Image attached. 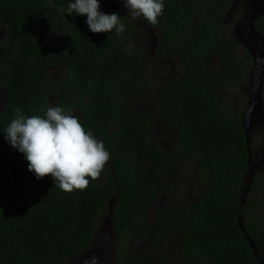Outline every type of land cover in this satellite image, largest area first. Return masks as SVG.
<instances>
[{"label":"trees","instance_id":"16d2710c","mask_svg":"<svg viewBox=\"0 0 264 264\" xmlns=\"http://www.w3.org/2000/svg\"><path fill=\"white\" fill-rule=\"evenodd\" d=\"M231 1L164 0L158 24L141 18L162 34L157 51L185 69L179 82L154 89L153 117L119 103L127 98L130 66L134 91L145 76L141 47L132 42L136 21L120 18L128 30L119 36L115 30L96 34L86 15L67 14L71 0H0V70L7 72L0 77L7 95L0 111V264H65L89 244L101 209L112 200L115 264H151L155 257L167 264V231L180 235L178 264H264L263 203L254 199L264 177L247 181L244 127L224 114L214 91L253 68L250 50L231 44L224 32ZM253 25L264 38V18ZM41 29L45 39L39 40ZM55 65L64 67L60 81L46 75ZM262 80L264 99V72ZM50 95L66 113L78 109L84 129L104 143L112 169H103L104 182L62 191L50 175L38 180L24 154L5 139L17 107L26 117L44 116ZM155 120L175 130L176 155L198 164L201 187L194 202L158 211L155 223L145 225L166 168L161 150L148 139ZM137 236L149 240L145 254L127 257Z\"/></svg>","mask_w":264,"mask_h":264},{"label":"rangeland","instance_id":"374dc122","mask_svg":"<svg viewBox=\"0 0 264 264\" xmlns=\"http://www.w3.org/2000/svg\"><path fill=\"white\" fill-rule=\"evenodd\" d=\"M245 0H233V3L228 11L225 19L224 32L231 44H241L247 47L250 43L248 41L249 34L248 29L241 27V17L244 13ZM249 3V2H248ZM99 10L106 14L115 13L118 16L129 14L128 9L125 7V0H99ZM250 14H260L264 18V5H249ZM130 15V14H129ZM241 15V16H240ZM251 16L246 15V20H249ZM137 22L136 35L133 38V42L138 44L141 48L143 58L146 61V69L144 73V88L145 92L139 94V98H132L133 111L138 113H148L151 116H156V110L154 103L156 98L154 96V89L158 85L176 83L181 80L185 73L175 59L164 55L162 52H158V48L155 42L158 40V33L149 27L143 26L140 28L142 22ZM135 22V24H136ZM142 29V30H141ZM3 31L0 30V39H2ZM44 29H41L37 35L39 40L45 39ZM152 39H154L152 41ZM133 43V44H134ZM260 47L259 45H257ZM128 47V44H127ZM255 47L256 59H262L263 56L260 48ZM239 50V48H235ZM264 51V50H263ZM262 51V52H263ZM255 57V56H254ZM258 60V61H259ZM6 74V70H0V77ZM62 71L60 67L52 68L49 70L48 76L53 79L61 77ZM252 71L242 78L233 83H226L223 86L215 87L216 98H220L224 114L231 120L240 121L242 127H246L245 114L247 109L252 106V112L249 117L247 126V138L249 143V174L246 178L249 182L251 177L256 174H260L264 177V106H263V89L261 80V91L259 97L250 103L252 97ZM126 83L129 86L132 82V78H127ZM126 86V87H127ZM128 88V87H127ZM3 92L0 89V111L4 98ZM262 96V97H261ZM145 97V98H141ZM125 100V101H124ZM129 100V99H128ZM126 102V103H125ZM127 98H119V103L126 107ZM154 102V103H153ZM76 116V114H73ZM152 127L148 129V139L151 140L160 150L162 156V163L166 166L163 174L160 178V191L156 194V200L152 208L145 216V225H150L155 219L156 212L163 210L173 209L176 211L179 207H184L194 202L199 194L201 184L198 180V164L194 161H190L186 158L180 159L176 155V132L166 122L155 120L152 123ZM243 128V129H244ZM178 160V161H177ZM105 170L108 174H111L110 165L107 162ZM105 175H100L96 180L102 183L106 180ZM169 186H173L169 188ZM257 202L263 203L260 208V218L264 224V187L260 185L254 196ZM245 201V195L242 197L241 204ZM109 208L105 206L101 209L97 222L95 225L93 238L89 245L84 248L77 256L72 257L65 264H82L86 259L95 256L98 261L92 264H115V238L116 234L113 231L108 220ZM167 246L166 256L167 264H178L180 255L182 254V245L180 237L175 233L166 232ZM147 240L139 236L133 239L130 249L127 250V257H143L144 248ZM127 264V261L124 262ZM152 264H158L154 259Z\"/></svg>","mask_w":264,"mask_h":264},{"label":"clouds","instance_id":"9594fccd","mask_svg":"<svg viewBox=\"0 0 264 264\" xmlns=\"http://www.w3.org/2000/svg\"><path fill=\"white\" fill-rule=\"evenodd\" d=\"M125 7L133 19L143 17L154 26L163 15L164 0H125ZM99 8V0H71L66 12L86 15V24L92 33L115 30L117 36L121 35L125 25L120 16L103 13ZM58 11L64 13L65 9L60 7ZM14 112V118L4 130L5 139L24 154L28 170L38 180L50 175L55 186L71 193L86 190L90 180L100 177L110 154L102 141L84 129L71 110L66 113L59 106H49L44 116L30 117L24 116L18 107Z\"/></svg>","mask_w":264,"mask_h":264},{"label":"flooded vegetation","instance_id":"af4514ba","mask_svg":"<svg viewBox=\"0 0 264 264\" xmlns=\"http://www.w3.org/2000/svg\"><path fill=\"white\" fill-rule=\"evenodd\" d=\"M260 2V3H262V4H264V0H245V3H244V5L242 6V8L244 7V13L245 14H243L242 15V17H241V19H242V21H240L239 20V22H241V26H240V28L241 27H245V28H248V25H246L245 26V24H246V22L248 21V19L246 20V15H248V16H251V14H250V11L249 10H247V9H249V5L251 6L252 4H253V2ZM249 2V3H248ZM232 3H233V0L231 1V5H232ZM227 14H228V12H227ZM227 14H226V17H227ZM258 14V13H257ZM125 18H127L128 20H132V21H138L139 23L140 22H142L141 21V18H143V17H139V18H136V19H133L132 18V16L131 15H129V14H126L125 16H124ZM119 18H123V15H120V17ZM252 18V17H251ZM260 18H262L261 17V15L260 14H258L257 15V18L255 19V20H253V24L258 20V19H260ZM249 19H250V17H249ZM253 19V18H252ZM124 21V19H122L121 20V23ZM141 26H143V29H144V27L145 26H147L148 27V30H149V26L148 25H145V24H143L142 23V25L140 24V28H141ZM135 27H136V30H137V24L135 25ZM151 28V27H150ZM125 29H126V27H125ZM152 30H154L153 28H151ZM128 29H126V31H127ZM130 30V29H129ZM142 30V29H141ZM125 31V32H126ZM155 32H157L158 33V35H159V37H158V40H157V42H155L154 41V43H156V45H157V47H158V44H159V42H160V38L162 37V34L160 33V32H158V31H156V30H154ZM125 32H124V34H125ZM123 34V33H122ZM248 34H249V39H248V41H250V43L251 44H249L248 46H247V48L250 50V52L252 53V56L254 57L255 56V58H256V50H255V47H258L257 45H259L260 47H258V48H262L261 50H257L258 52H261V54L264 56V43L262 44L261 43V41H258V40H256L255 38L256 37H254L253 36V34H250L249 32H248ZM136 35V33H135V31H134V33H133V38H134V36ZM257 39H259V38H257ZM154 39H152V41H153ZM132 42H133V40H132ZM134 43V42H133ZM128 44V43H127ZM127 44H125V47H126V49L127 50H129V52L130 53H133L130 49L132 48L131 46V43H129L128 44V47H127ZM141 48H142V46H141ZM263 51V52H262ZM262 56V57H263ZM261 57V58H262ZM175 61L179 64V62L175 59ZM257 61H256V59H254V63H256ZM257 65V64H256ZM145 66L146 65H144V70H145ZM179 66L183 69V72L185 73V69L183 68V66L182 65H180L179 64ZM57 67H60V69H61V71H62V74H61V77L60 78H58V79H54V80H57V81H60L63 77H64V75H65V71H64V67H63V65H55V66H51V67H49L47 70H46V75H48L49 74V70H51L52 68H57ZM131 67V69H129L130 70V72H131V75H132V82H131V84L128 86V92H127V101H128V103H130V108H131V110H133L134 109V107H133V105H132V98H139V94H137L138 92H139V89H140V87H142V88H144V82H142V83H139L140 85H139V87L136 89V91H134L135 89H134V83H135V79H134V72H133V66H130ZM255 67H257V66H255ZM255 67L253 68L254 70L252 71V69H251V71H252V77H251V79H252V82L254 81V77L256 76V73H257V70H255ZM7 74V73H6ZM3 75H4V73H3ZM253 75H255V76H253ZM52 77V76H51ZM54 78V77H53ZM52 78V79H53ZM117 80V79H116ZM114 80L113 81V83L116 85L117 84V81L118 82H121V81H119V80ZM0 89L2 90V92H3V96L1 97V98H7V95H6V93H5V91L2 89V87L0 86ZM262 97V96H261ZM49 104H50V106H54V104H55V102L57 101V96L56 95H50L49 97ZM141 98H145V97H141ZM153 98H155V96H153ZM252 98L254 99V98H257V97H255L254 95L251 97V100H252ZM129 99V100H128ZM4 101V100H3ZM72 114H76V117H78V119H79V114H80V112H79V110L78 109H73L72 110ZM113 131V129L112 128H109L107 131H106V134H108V133H111ZM96 139H98L97 137H96ZM99 140V139H98ZM108 163H109V165H111L110 164V161H108ZM110 169H111V166H110ZM111 173H112V169H111ZM140 195H143V191H140ZM156 200V199H155ZM113 200L112 201H109L108 203H107V207L109 208V211H108V220H109V224L111 225V227H112V229H113V231H114V228H113V223L111 222V213H112V209H113ZM154 203H155V201L151 204V206H150V208H152L153 207V205H154ZM150 208L147 210V212L145 213V216H146V214L149 212V210H150ZM160 212H163V210H160ZM157 213V212H156ZM153 223H155V219H154V221L152 222V223H150V225H152ZM115 232V231H114ZM170 233H175V232H170ZM115 234H116V232H115ZM175 234H177V233H175ZM179 237H180V235L179 234H177ZM93 238V237H92ZM116 239V238H115ZM144 239H146L147 240V243H148V238H144ZM92 240V239H91ZM133 241V240H132ZM132 241H131V243H132ZM91 242V241H90ZM89 242V243H90ZM181 242V241H180ZM131 243H130V246H131ZM146 243V244H147ZM165 247L167 246V239H165ZM89 245V244H88ZM87 245V246H88ZM181 245H182V243H181ZM86 246V247H87ZM85 247V248H86ZM83 250V249H82ZM81 250V251H82ZM80 251V252H81ZM79 252V253H80ZM78 253V254H79ZM77 254V255H78ZM144 254H145V248H144ZM77 255H75V256H77ZM74 256V257H75ZM96 256V255H95ZM95 256H92V257H90L89 259H86V261H84L82 264H92L91 262H92V260H93V258H96ZM181 256V255H180ZM154 259H156L157 260V262H159V260L155 257ZM154 259H152V263H153V261H154ZM98 261V259L96 258V261L95 262H97ZM148 261H150V259L148 258ZM94 262V263H95ZM115 262H116V260H115ZM151 263V264H152Z\"/></svg>","mask_w":264,"mask_h":264},{"label":"water","instance_id":"95a60500","mask_svg":"<svg viewBox=\"0 0 264 264\" xmlns=\"http://www.w3.org/2000/svg\"><path fill=\"white\" fill-rule=\"evenodd\" d=\"M253 5H264V4L256 1V2H253V4L251 6H253ZM251 15H252L253 19L250 18L246 22L245 26L248 25L247 29H248L249 33L253 34V36L256 37L255 39L258 40V41H261V43L263 44L264 43L263 36L259 32H257L255 30L254 25H253V20H255L256 17H253L254 14H251ZM255 15L257 16L258 14L256 13ZM257 38H259V39H257ZM254 59H256V58L253 57V68L255 66H257V67H255V70H257V73H256V76L253 75L255 77H254V81L252 82V90H251V92H252V96L254 95L255 97L258 98L259 95H260V91H261V80H262V75H263V72H264V56L260 60L256 59V61H257L256 63H254ZM253 68H252V71L254 70ZM257 98H254V99L252 98V100L250 99V103H253ZM251 112H252V106L250 107V109H247V112L245 114L246 127L243 129L244 135H245V141H246V145H247V150H248V162H249V143H248V138H247V126H248L249 117H250ZM95 261H96V259H95ZM95 261L92 260L91 263H94Z\"/></svg>","mask_w":264,"mask_h":264}]
</instances>
